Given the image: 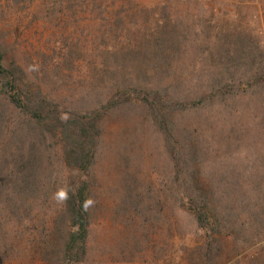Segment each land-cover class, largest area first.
Listing matches in <instances>:
<instances>
[{
	"label": "trees",
	"instance_id": "trees-1",
	"mask_svg": "<svg viewBox=\"0 0 264 264\" xmlns=\"http://www.w3.org/2000/svg\"><path fill=\"white\" fill-rule=\"evenodd\" d=\"M12 1L19 5L23 0ZM59 3L55 2V7ZM68 4L73 12L77 7L107 8L104 0H69ZM121 18H114L117 25L107 32L116 38L127 37V41L106 48L101 71L86 76L78 90L71 89L84 65L75 59L81 53L78 42L72 40L61 47V56L57 48H40L41 62L35 66L37 82L33 85L21 66L7 62L5 39L0 35L2 257L26 250L44 262H87L96 170L106 154L110 126L125 109L140 112L164 135L174 173L162 181L160 198H174L188 206L199 228L211 237L229 235L240 241L248 229V241H254L253 245L263 239L264 171L246 169L242 184L233 170L226 172L224 186L205 174L203 179L200 145L195 140L188 144L175 141L173 131L177 116L228 98L230 86L248 94L264 87V50L254 33L241 26L224 27L217 34L208 28L205 35L213 44L210 64L219 72L214 70L206 81L205 92L185 96L177 89L182 76L171 72L174 59L190 44L188 34L181 33L178 24L166 21L142 35L123 29ZM201 32L195 36L203 38ZM203 43H198L199 50ZM196 63L204 68V61ZM232 69L251 74L238 76ZM42 74L46 82L39 84ZM191 81L204 86V77ZM51 85H58L57 89ZM70 93L73 96L69 97ZM134 176L126 175L128 188L120 200L121 214L129 225L144 205V193L132 187L141 183ZM161 200H157L159 207Z\"/></svg>",
	"mask_w": 264,
	"mask_h": 264
},
{
	"label": "rangeland",
	"instance_id": "rangeland-1",
	"mask_svg": "<svg viewBox=\"0 0 264 264\" xmlns=\"http://www.w3.org/2000/svg\"><path fill=\"white\" fill-rule=\"evenodd\" d=\"M57 1L59 7H55ZM104 1L107 8L77 7L73 12L69 0H23L19 5L0 0V35L5 39L7 62L21 66L26 80L35 85L40 48H57L61 56L59 49L74 40L80 44L81 52L75 59L84 63L71 88L78 90L86 76L101 71L107 59L105 49L127 41V37L116 38L107 32L117 25L114 18L121 16L123 29L142 35L159 23L170 21L178 24L179 31L190 39L188 47L174 59L171 72L172 76H182L177 89L186 96L205 92L206 81L214 70L219 72L210 64L213 44L205 35L208 28L215 29L216 34L224 27L249 28L264 50V0ZM201 30L203 38L196 37L195 33ZM203 40L199 50L198 43ZM198 61H204V68L195 64ZM232 72L242 76L248 70ZM199 76L204 77V86L191 81ZM40 78L39 84L46 82L43 74ZM228 92V98L213 106L177 116L173 130L175 141L188 144L195 140L200 145L203 179L205 174L223 186L227 185L226 172L231 170L239 174L240 184L246 169L264 171V87L248 94L230 86ZM142 116L134 109H125L110 126L106 154L96 170L89 256L85 263L72 264H264V235L255 245L248 241V229L244 231L245 241L229 235L211 237L199 228L188 206L174 198H160L162 181L173 176L174 167L163 133ZM132 174L141 181L132 187L144 193V205L140 216L129 225L121 214L120 200L128 188L126 175ZM159 199L163 202L161 207L157 204ZM18 252L0 255V264H59L41 261L32 251Z\"/></svg>",
	"mask_w": 264,
	"mask_h": 264
},
{
	"label": "built area",
	"instance_id": "built-area-1",
	"mask_svg": "<svg viewBox=\"0 0 264 264\" xmlns=\"http://www.w3.org/2000/svg\"><path fill=\"white\" fill-rule=\"evenodd\" d=\"M150 264H153V263H150Z\"/></svg>",
	"mask_w": 264,
	"mask_h": 264
}]
</instances>
